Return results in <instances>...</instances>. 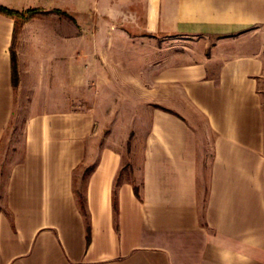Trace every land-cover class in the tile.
<instances>
[{
    "label": "crops",
    "instance_id": "obj_1",
    "mask_svg": "<svg viewBox=\"0 0 264 264\" xmlns=\"http://www.w3.org/2000/svg\"><path fill=\"white\" fill-rule=\"evenodd\" d=\"M19 5L39 18L15 87L0 14V264H264V0Z\"/></svg>",
    "mask_w": 264,
    "mask_h": 264
},
{
    "label": "trees",
    "instance_id": "obj_2",
    "mask_svg": "<svg viewBox=\"0 0 264 264\" xmlns=\"http://www.w3.org/2000/svg\"><path fill=\"white\" fill-rule=\"evenodd\" d=\"M35 10H28L25 12H21L19 10L10 9L4 6L0 5V14L8 16L12 18L15 22V40L13 43V47L11 49V61H12V79H13V85L16 87L19 82V72H18V57L16 53V39L18 36V33L20 32L22 26L25 22H27L29 19L34 17ZM120 183V179L117 180V184L115 185V192L113 197V207H114V213L117 215L118 212V203H117V197H116V188L118 187ZM135 194L139 196V187L135 186Z\"/></svg>",
    "mask_w": 264,
    "mask_h": 264
},
{
    "label": "rangeland",
    "instance_id": "obj_3",
    "mask_svg": "<svg viewBox=\"0 0 264 264\" xmlns=\"http://www.w3.org/2000/svg\"><path fill=\"white\" fill-rule=\"evenodd\" d=\"M0 1H3V4H5L4 6L8 7L7 5L10 4L12 5L11 7L9 6L8 8H12V9H17L19 5V3L21 2V0H0ZM38 13L39 11L38 10H35L34 12V17L33 18H39L38 16ZM31 18V19H33ZM29 19V20H31ZM23 121H24V118L21 117L17 120L14 121V124L15 126L13 127L12 131H11V134H10V145H9V152L7 153L6 155V160L4 159V167H5V171H7L10 167V164L12 163L13 161V157H14V153H13V150L14 148L16 147V144L18 143V141L22 138H23ZM131 171H132V168L130 165H125L124 166V169L122 171V176L124 179H127V178H130L131 177ZM122 178V179H123ZM3 186H1V189L2 187H4V182L2 183Z\"/></svg>",
    "mask_w": 264,
    "mask_h": 264
}]
</instances>
